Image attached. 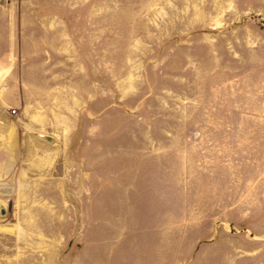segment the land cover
<instances>
[{"label":"rangeland","instance_id":"1","mask_svg":"<svg viewBox=\"0 0 264 264\" xmlns=\"http://www.w3.org/2000/svg\"><path fill=\"white\" fill-rule=\"evenodd\" d=\"M251 10L0 0V18L30 29L0 42L22 55L0 73V264H264V30ZM58 15L65 58L37 28Z\"/></svg>","mask_w":264,"mask_h":264},{"label":"crops","instance_id":"2","mask_svg":"<svg viewBox=\"0 0 264 264\" xmlns=\"http://www.w3.org/2000/svg\"><path fill=\"white\" fill-rule=\"evenodd\" d=\"M252 6V14L256 18L261 19V28L264 30V0H250ZM27 9V6H26ZM69 19L61 18L59 15L57 17H52L50 20L41 19L37 21V28L40 29L42 32L51 35V40L56 43L55 51L56 57L58 58H65L67 56H72L73 53L71 50L66 49V38L70 37L67 33V22ZM41 21L45 23L41 24ZM31 26V25H30ZM30 32L29 25L25 22V19L22 17L15 19L12 18H0V42H8L11 43L12 41H22L26 35ZM22 55L12 52L9 50H3L0 52V73H7L9 69L13 66L12 62L10 61L12 58H17ZM4 90H6V84H0V97L4 94ZM3 100L0 98V109L3 108ZM57 108V107H56ZM10 129H6L4 127L3 132L5 135V139L9 137ZM8 135V136H7ZM38 138H47L44 137L41 133H36ZM63 137V138H71L72 134L70 133L68 136L64 132L56 131L50 135V138L56 137ZM74 149L72 146H65L60 145L59 150L57 153L61 155H65L70 153V150ZM63 159V157H62ZM49 164V163H48ZM53 165V164H51ZM44 166H47L45 163ZM49 166V165H48Z\"/></svg>","mask_w":264,"mask_h":264},{"label":"built area","instance_id":"3","mask_svg":"<svg viewBox=\"0 0 264 264\" xmlns=\"http://www.w3.org/2000/svg\"><path fill=\"white\" fill-rule=\"evenodd\" d=\"M14 113V112H13Z\"/></svg>","mask_w":264,"mask_h":264}]
</instances>
